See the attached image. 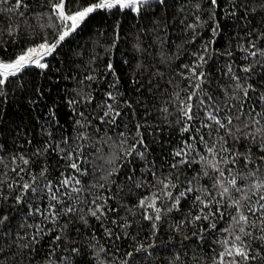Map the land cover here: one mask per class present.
I'll use <instances>...</instances> for the list:
<instances>
[{"label":"trees","instance_id":"16d2710c","mask_svg":"<svg viewBox=\"0 0 264 264\" xmlns=\"http://www.w3.org/2000/svg\"><path fill=\"white\" fill-rule=\"evenodd\" d=\"M57 2L0 3V61L56 42L64 30ZM97 2L65 0L66 11ZM258 49L264 51V0H149L139 13L95 10L43 57L46 68L30 64L9 77L0 86V219L7 218L0 264H264L260 213L247 211L264 193L252 188L264 181L257 134L264 128V55H251ZM237 84L251 85L247 97ZM193 93L188 121L181 101ZM214 107L225 123L232 117L233 135L203 127ZM201 136L230 151L213 157ZM181 149L187 155L176 156ZM201 156L223 157L221 179L235 176L242 188L232 198L250 197L241 210L255 221L246 226L251 236L238 232L237 210L213 187L218 173L203 167ZM182 159L188 163L178 164ZM97 205L102 213L92 216ZM68 207L74 211L66 214ZM235 235L256 259L222 255Z\"/></svg>","mask_w":264,"mask_h":264},{"label":"snow or ice","instance_id":"6c2138e0","mask_svg":"<svg viewBox=\"0 0 264 264\" xmlns=\"http://www.w3.org/2000/svg\"><path fill=\"white\" fill-rule=\"evenodd\" d=\"M7 0H0V3H6ZM160 3H164V0H159ZM149 3V0H98L97 3L83 8L82 10H78L75 13H68L66 11V5H65V0H58L57 3L52 5V8L54 10V14L61 20L64 22V30L61 32V34L58 36L57 40L55 43H52L51 45L44 43L41 44L39 46V49L42 50V52H38L37 48H29L25 53L19 55L14 61L12 62H2L0 61V86L4 85L6 80L9 77H14L16 76L18 73L21 72L22 69H24L26 66L30 65V64H35L37 67L44 69L47 67V64L45 63H41L40 59L38 58L41 54L42 55H47L49 53H51L56 47L57 45L64 41L79 25V23L81 21H83L90 13L94 12L97 9H108L111 10L113 8H118L120 10H131L133 12H137L139 13V11L141 10V7L145 4ZM217 0H211V4L212 5H216ZM23 4V0H16V5H15V9H18L22 6ZM197 8H199V5H197ZM15 9H10V10H15ZM22 14V13H21ZM218 27V26H217ZM213 31H216V29H213ZM255 48V44L252 45ZM260 55H264V51L261 50H257L256 52H252L251 55L252 56H256L257 54ZM201 60H203V57H201ZM109 69H111V64H109ZM244 71H250V69L246 68L244 69ZM193 75L196 76V78L198 80L203 79L204 78V73H199L197 74L195 72V70L193 69ZM89 79H92V77H88ZM197 88L200 87L199 84L196 85ZM238 89H242L244 96L247 97L248 91L251 88V85L244 87L240 84H237L236 86ZM193 96H195V93H193L192 95L188 96L186 98L187 102L181 101V113L182 116L188 120L191 121L194 118V114H193V106L191 104V100L193 99ZM110 98H111V94H110ZM177 99H179V94H177ZM209 99H211V97H209ZM262 99H264V96H262ZM202 103V102H201ZM109 110L112 111V106L109 105ZM164 111H167V109H164ZM221 111L220 108L218 107H214L212 109V111H207V119L209 121H211L212 123L209 124H203V127L205 128H209L211 129L213 124H215L217 127V130L219 129H224L226 131V133L228 135H233L231 129L229 128V126L232 124V117L231 116H227L225 117L227 123H225L222 119L218 118V113ZM254 111V110H253ZM105 116H108L109 113L105 112L104 114ZM116 116L119 115L118 112L115 113ZM114 119V117H113ZM237 119H239V117L237 116ZM256 124L259 123L258 120L254 121ZM245 127H248V124L245 123ZM183 131L187 132L189 131L188 127H185L183 129ZM198 131V130H197ZM237 132L240 131V129L236 130ZM257 134L261 135L262 139H264V128H258L257 129ZM123 135V134H121ZM224 137L221 136L220 140H223ZM252 139L255 140L256 136L252 135ZM200 140L202 143H204L207 147V151L208 153L212 154L213 157L218 156L221 152H228L230 151V149H226L223 146H221L219 149L216 148L215 144H208L207 141L204 140L203 136L200 137ZM121 144L124 143V141L120 142ZM138 143L142 144L143 140L141 138L140 141H138ZM135 146H133L134 148ZM189 148H191V145H188ZM128 155H131V152L127 153ZM140 155H143L142 153ZM176 156H184L187 155V153L184 152L183 149H181L180 151L175 153ZM239 157L237 156L236 159H238ZM236 159H233L232 163L235 164L236 163ZM262 159H264V157H262ZM200 162H202V166L205 168H211L212 171L218 173V176L215 179L214 185L213 187H218L219 189H221L220 191V196L221 197H225L227 196L229 198V200H231V203L229 206L236 208L238 216L232 217L233 221L235 222V225L238 228V232L240 234H242L243 236H251V232L247 231L246 226L252 227L255 226V221L251 220L250 217L248 215L245 214L244 211L241 210L242 208V204L241 201H249L250 197L247 194H244L241 198L238 199H234L231 196V191L234 189L236 192H241L242 188L238 185V181L237 178L235 176H233L230 180H227V182L225 183L224 180L221 179V177L224 176V170L220 168V163L224 162V158L220 157V160L213 162L211 160H209L207 157L205 156H201L200 157ZM25 163H27V161H25ZM183 163H188V161L186 160H180L178 161V164H183ZM71 167L73 169H77L78 170V166L76 163H73L71 165ZM173 167H177V165H173ZM229 171H231V169H229ZM43 174V173H42ZM205 175H208V172L205 171L204 173ZM109 175H111V173H109ZM250 175L255 176L256 173H250ZM76 184H79L80 181L76 180L75 181ZM161 183L164 185V188L167 189L170 186L171 187H175V185H170L169 183H166L165 181H161ZM64 185H68L69 181L66 179L63 181ZM230 185L231 188L228 186ZM26 190L29 189L31 186L29 184H25L23 186ZM101 187H103V185H101ZM252 188L256 190L257 193H260L261 189H264V181H258L255 184L252 185ZM74 191L79 192L80 189H73ZM193 189L189 188L186 189V191L190 192ZM251 190V189H250ZM32 191H35V189H32ZM167 195H169V197H171V193H167ZM181 196L184 195V193L180 194ZM53 199H55V195H53L52 197ZM158 198V197H156ZM19 199V198H18ZM97 199H100L99 197H97ZM197 200H200V197H197ZM260 201H264V193L259 194V198L256 201V203L259 205L258 208H253L251 206V204H249L247 206V211L249 213L252 214V216H256L257 212L260 213V225L261 228L260 230L262 232H264V203H260ZM175 202L178 204L179 200L176 199ZM93 203L95 204L96 201L93 200ZM201 203H203V201H201ZM217 204L220 203V201H216ZM140 206L141 207H149V208H155L154 203H150L146 205V201L145 200H141L140 202ZM209 205H205V207H208ZM50 207H54L51 206ZM37 211H39L37 209ZM74 209L72 207H68L66 209V214L67 213H71L73 212ZM155 211L157 213H159V209L155 208ZM217 212H219V209H217ZM97 213H102V206L97 205L95 207V209L90 210V214L92 216H97ZM213 215H215V213H213ZM222 215V213H221ZM99 218V217H97ZM146 219H152L151 216H146ZM205 219H207L208 217L205 216ZM7 219L6 217H4L3 219H0V223H3V220ZM83 219V217H82ZM155 219L159 220L160 216L157 214ZM196 219H200V217H196ZM86 222V221H85ZM227 231V230H225ZM58 239V237H57ZM260 239H264V236H261ZM237 242H239V244H237ZM225 243H229L228 241H225ZM131 255V254H129ZM222 255H226V256H239L241 257L243 260H254L256 259L255 256H251L249 254V251L247 250L246 246H244V242L242 240V236L241 235H235L233 240L231 241V245L229 248L226 249L225 253ZM126 264V262H125ZM220 264H224L223 258H221ZM229 264H240L239 261H230Z\"/></svg>","mask_w":264,"mask_h":264},{"label":"rangeland","instance_id":"374dc122","mask_svg":"<svg viewBox=\"0 0 264 264\" xmlns=\"http://www.w3.org/2000/svg\"><path fill=\"white\" fill-rule=\"evenodd\" d=\"M38 49V52H42V50L39 49V47L37 48ZM45 55H40L38 58L40 59V62H42V59ZM14 61V60H13ZM2 62H12V61H2Z\"/></svg>","mask_w":264,"mask_h":264}]
</instances>
